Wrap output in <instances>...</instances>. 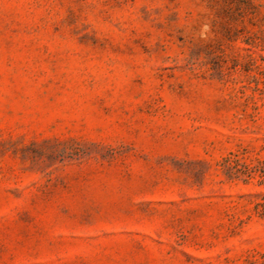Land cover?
<instances>
[{
	"label": "rangeland",
	"instance_id": "374dc122",
	"mask_svg": "<svg viewBox=\"0 0 264 264\" xmlns=\"http://www.w3.org/2000/svg\"><path fill=\"white\" fill-rule=\"evenodd\" d=\"M0 264H264V0H0Z\"/></svg>",
	"mask_w": 264,
	"mask_h": 264
}]
</instances>
